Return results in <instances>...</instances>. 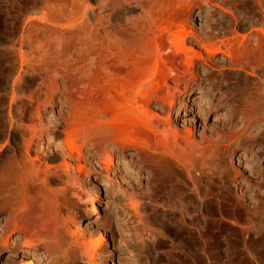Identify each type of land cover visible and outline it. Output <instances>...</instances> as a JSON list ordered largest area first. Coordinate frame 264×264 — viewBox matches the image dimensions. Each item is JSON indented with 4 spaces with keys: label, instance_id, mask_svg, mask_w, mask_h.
<instances>
[{
    "label": "rangeland",
    "instance_id": "374dc122",
    "mask_svg": "<svg viewBox=\"0 0 264 264\" xmlns=\"http://www.w3.org/2000/svg\"><path fill=\"white\" fill-rule=\"evenodd\" d=\"M170 2L188 3L184 17L192 34L185 45L199 54L192 67L170 66L178 75L186 71L188 81L169 77L161 87L163 97L173 95L168 97L172 103L158 99L149 106L159 115L153 119L158 130L160 120L178 129L176 146L169 141L175 147L163 153L154 149L151 138L146 147L91 146L85 104L91 58L104 62L103 77L101 65L96 68L97 86L108 88L109 94L112 79L127 74H117L114 65L140 52L149 58L154 41L164 62L171 56L183 62L184 55H175L163 28L166 19L160 12ZM244 4L0 0V167H45L50 172L71 167L66 176L72 179L68 185L74 199L66 202L62 215L69 217L70 232L79 233L75 241L89 245L102 236V264H264V106L255 105L257 96H264V57L254 52L264 36V0ZM218 44L222 49L232 44L243 56L212 53ZM243 97L253 102L243 105ZM70 122L75 124L73 153L64 143ZM185 139L198 146L197 152ZM162 154L181 162L180 167H153V156L157 160ZM19 240L6 247L0 239V264H51L44 249L25 247ZM145 247L151 250L148 255ZM84 249H79L82 255ZM35 252L42 254L38 261Z\"/></svg>",
    "mask_w": 264,
    "mask_h": 264
},
{
    "label": "bare ground",
    "instance_id": "6f19581e",
    "mask_svg": "<svg viewBox=\"0 0 264 264\" xmlns=\"http://www.w3.org/2000/svg\"><path fill=\"white\" fill-rule=\"evenodd\" d=\"M248 1L249 0H244V3L248 4ZM186 5L184 4V2H180V3L170 2V4L168 5V8L160 12L161 15H164L163 17L166 19V26H164L163 28L166 33L167 40L171 42L172 47L174 48L175 55H178V54L184 55L185 58L183 62H176L173 56L169 57L168 61L164 62V60L158 54L159 53L158 43L154 41L153 45L155 48V52L149 58L144 57L143 54H141L142 52H140V54H138V56L136 57L125 59L124 61L120 59L114 65V69L117 74H124V73H127V74L122 80H116L114 78L112 79V83H114V86L112 88L113 93L109 94L108 88L106 87L100 88L97 86V82L99 79L98 76L99 75H102V77L104 76L105 69L103 65H101V64H104V62L103 63L97 62L96 64L95 58L93 57L94 58L93 60V58H91V56L89 55V57L91 58V61H90L91 67L89 68L90 73L88 74L90 76L88 77L89 79L88 80V90L86 91V103L85 104H86V111L88 113V122H89L88 124L89 129L87 130V134H88L87 138L89 139L91 146H94L96 148V146L100 147V146L109 145L112 147V150H115V149L117 150V148H120L121 146L124 149L126 148V145L128 143L129 144L127 146L133 143V144H138V146L139 144L140 145L144 144V146L146 147L145 143L147 142L148 139L151 138L152 140L154 139V142H153L154 149L160 147L162 148L163 153H165L166 149L171 150V151L174 149L170 147V145H172L173 143L172 144L170 143L174 142L173 145L176 146L177 144L176 142L178 140L177 139L178 129L172 126L169 122L168 123L166 121L162 122L160 120V121H157L158 122L157 124H160L162 126V130H158L157 125L153 124V119L155 118L157 119L159 115L156 113L155 114L151 113L149 106L152 105L153 100H158V99L161 100L163 103L165 102L169 105L172 103L173 99L172 98L169 99L168 97H172L173 95L170 96L168 94L169 96L167 95V98H166V97H163V95H161V91H160L161 87L167 83V79L169 77L173 78V80H175L174 82H177V83H180L182 81L188 82L185 80L186 71H184L185 73L183 72L180 75H178L176 72H174L173 69H171L170 66H173L175 70H179L183 66L192 67L194 64V63L192 64V62L194 61L193 59L197 60L199 58L197 57V55L199 56V54H197L198 52L196 49H194L192 46L187 47L185 45L186 37L192 34V31L188 30L189 26L186 25L187 23H185L187 21H185L186 19L184 17L185 16L184 13L188 11L187 10L188 7H186ZM262 25L264 26V23ZM262 38H264V36H262ZM262 38L261 40H264ZM261 40L259 41L260 45L256 46L254 52H256L258 56H261L263 58L264 57V41H261ZM203 47H205V44ZM224 47L226 49H222L220 44H218L216 45V47L213 48L212 53L222 52L223 54H226L229 57L232 56V58L233 56L237 54H240V55L243 54L241 53L238 47H234L232 44H225ZM91 50L92 51L89 54L92 55L93 53H95L94 48H91ZM195 57H197V59ZM98 64L99 66L101 65V70H99L100 68L99 69L97 68ZM96 68L100 71L99 75L97 73ZM188 75L190 76V74ZM247 100H249L247 97L245 98L243 97V100H242L243 105L244 104L246 105V103H248ZM250 100L252 101V99ZM250 100L249 102H251ZM250 104L252 105V103ZM255 105H258L259 107L264 106V96L262 95H260L259 97L257 96V102ZM74 126L75 124H73V122H70V124L68 125V130L66 131V138L64 139L65 140L64 143H66L65 145L66 147H68L70 153L73 150L75 151L76 149L74 147V145H76L74 141L75 137L73 133ZM188 140H186L185 143H187ZM187 144L189 148H192V146H194V148H192V151L194 152L196 149H198V148L195 149V147H198V146H195L193 142H188ZM173 145L172 147H175ZM144 146L142 145L141 147H144ZM90 148L92 149L93 147H90ZM181 149L183 150V148ZM150 151H153V150H150ZM177 151L179 152V150ZM172 153L170 154L169 152L168 154L173 156ZM181 153L183 155L184 151H182ZM72 156L69 155V157H72ZM110 156L111 155L106 154L105 157H108V160H109ZM187 156L185 155V157ZM154 157L155 156H153L152 158L153 167H180L179 165L181 164V162L180 164L179 163L176 164L175 161H173L171 158H168V155L163 156L162 154V156L158 158L157 160H156V157H155V160H153ZM105 159L107 160V158ZM195 159L196 157L194 158V160ZM65 163L67 164V161H65ZM39 168L38 167H0V221L4 218L6 219L5 222L2 225H0V239L4 242V245L6 247L11 245L13 242H19L20 241L19 239H21V242L23 245H25V247L33 245V249L37 251L41 250L42 248L44 249L43 252L45 251V253L49 254L48 261L50 260L51 264H102L103 263L102 261L104 259L103 258L104 256L102 254V250L104 251V249H102L101 247L102 242H103L102 236H100L99 240L97 239L96 243L89 244V245L88 243L86 244L85 241L82 243L78 242V238L75 241L76 238L74 237L75 235L79 233H77L75 230H74L75 232L74 231L70 232V228L68 229V223L70 221V220L68 221L69 217L67 218L66 216L67 218L66 220L65 216L63 217L62 215L63 214L62 209H65L64 206L66 207L68 206L69 203H71L68 200H70V198H73L70 196L71 194L73 195V193L71 192L72 190H70L71 188L69 187V185L72 184V181H71L72 179L68 177V176H71L70 173H72V170L70 171L71 167H64V168L62 167L63 170L60 169L59 167L58 170L56 169L57 172L55 171L50 172V170H48L49 168H45V167H44V170L42 168V171H41V169ZM81 169L82 167H77L76 171L80 172ZM162 172H163L162 175H164V173H167L164 171ZM67 174L68 176H66ZM165 175H168V173ZM63 177H65V179ZM68 178H69V181H68ZM56 182H62V183L67 182L66 183L67 185L68 183H71V184H69L68 186L64 184V186H61V187L57 185L58 187H56V184H55ZM182 187L183 186L181 185V191L183 189ZM164 188L166 190V187ZM178 193L180 194V192H176V194ZM66 202H69V203H66ZM168 219L170 218L168 217L167 220ZM165 222L168 224L169 221H164V225H166ZM16 232H18V235L15 236V238H12L13 234ZM139 239L141 240V238ZM84 240H86L85 236H84ZM79 243H80V247H77ZM16 244H14V247L17 246ZM85 244L87 247H85L84 249ZM81 245H83V248H81ZM158 245H159V240L158 241L156 240L154 247H157ZM140 247L142 248V246ZM79 249H81L82 251L84 249L86 251V254L85 253L84 254H85V257L88 255V259L86 257L88 261L84 260L83 258L84 254L82 255V251L81 250L79 251ZM29 250L31 251V249ZM146 251H147L146 252L147 255L151 252V250L150 252H148L149 251L148 249H146ZM141 252H144V251L142 250ZM79 254H81L82 257ZM155 254L156 253H154V255ZM33 255H34V258H36L37 260V258H39V256H41L42 254L35 252V254ZM95 256L97 259V260L95 259L96 263L94 262L95 260L93 259ZM150 256L151 255H149V259H150ZM20 257L18 259H20ZM7 260L9 259L6 257V261ZM9 262L8 264L15 263L14 261L13 263L12 262L9 263ZM30 262L29 263L20 262L19 264H33Z\"/></svg>",
    "mask_w": 264,
    "mask_h": 264
}]
</instances>
